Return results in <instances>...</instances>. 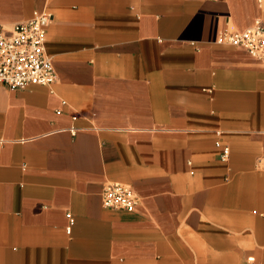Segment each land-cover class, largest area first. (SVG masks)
I'll list each match as a JSON object with an SVG mask.
<instances>
[{
  "label": "crops",
  "instance_id": "1",
  "mask_svg": "<svg viewBox=\"0 0 264 264\" xmlns=\"http://www.w3.org/2000/svg\"><path fill=\"white\" fill-rule=\"evenodd\" d=\"M43 12L55 82L0 84V264H264V63L218 42L264 0H0Z\"/></svg>",
  "mask_w": 264,
  "mask_h": 264
},
{
  "label": "built area",
  "instance_id": "2",
  "mask_svg": "<svg viewBox=\"0 0 264 264\" xmlns=\"http://www.w3.org/2000/svg\"><path fill=\"white\" fill-rule=\"evenodd\" d=\"M52 16L35 13L30 20L16 24L6 32L0 24V84L10 90L29 85L50 86L56 80L51 60L44 52V39ZM218 42L241 48L264 63V26L260 20L243 32L224 30ZM224 149V154L227 153ZM107 209L132 211L139 204L138 195L128 186L107 184L101 196Z\"/></svg>",
  "mask_w": 264,
  "mask_h": 264
}]
</instances>
